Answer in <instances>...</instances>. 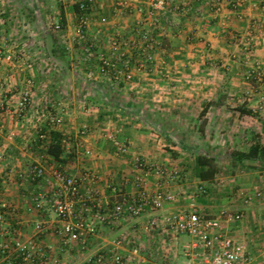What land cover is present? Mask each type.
Returning <instances> with one entry per match:
<instances>
[{"label": "crops", "instance_id": "0c3cea01", "mask_svg": "<svg viewBox=\"0 0 264 264\" xmlns=\"http://www.w3.org/2000/svg\"><path fill=\"white\" fill-rule=\"evenodd\" d=\"M79 1L0 0V23L5 22L0 26V94L5 105V109L0 111V213L3 216L0 264H70L72 260L75 264H116V258L124 264H191L193 259L185 255V245L170 237L171 233L162 221L157 219L154 227L150 225L160 217L159 214L135 221L139 232H153L152 235L119 236L127 229L125 221L128 218L108 219L114 199L106 187L113 182L121 185L127 195H135L137 191L132 178L136 159L146 164L143 191L150 193L160 184L161 189L171 190L182 197L179 204H168L162 215L185 206L187 195L204 186L207 197L198 198L196 206L207 217L214 216L218 210L243 214L242 221L224 226L226 233L245 247L249 258L241 264H264V161L232 164L228 156L227 168L217 166V173L210 181L203 182L194 174L187 176L180 166L183 159L174 151L177 147L163 143L157 131L149 126L144 108H125L119 98L113 99L109 96L111 92L103 90L107 83L98 79L91 81L92 85H87L90 89H83L81 93L70 86L78 82L77 79L53 82L54 86L69 83L67 88H59H69L65 102L74 103L64 124L44 128L45 115L52 114L54 110L49 106V89L52 86L48 87V83L52 81L38 79L35 70H28L30 77L21 71L32 65L36 70L43 66L58 67L65 71V76L71 70H76L77 75L81 73L80 48L75 34ZM123 1L96 2L91 12V29L102 31L98 51L110 55V41L115 36L121 43L128 40L139 42L141 20L146 19V28L153 31L156 38L149 71L162 59L169 66L167 77L162 76L167 80L146 79L144 72L136 76L128 88L137 89L133 93L139 92L140 97L132 98L145 102L165 99L168 96L165 87L177 85L179 80H183L180 78L187 76L189 80L183 81L195 88L189 86L190 91H183L179 97L201 98L207 102L203 125L207 132L218 129L237 132L239 136L235 138L239 139L235 142L242 141L243 144H238L243 148L235 147V151H247L254 144L264 147V105L261 103L264 92L228 86L233 85V79L264 80V0H213V6L219 5L217 12L203 0H188L193 7V12L188 14H177L173 10L176 4L185 0H168L167 9L161 16L150 12L147 0L131 2L127 8H117ZM15 4L19 10L16 9V14ZM41 4L48 5L45 12L37 7ZM21 10L30 17L28 20L53 21L59 27L56 34L58 49L63 50L62 57L53 54L52 60L47 62L39 57L41 52L51 51L45 45H15V36L39 33L38 29L30 28L29 23L19 25L23 24L25 16ZM42 29L39 34L52 32L50 28ZM63 41L69 42L67 51ZM135 61L134 56L132 67ZM91 66L93 68L95 64ZM27 80L32 83L29 90L33 99L22 118L15 114V107L20 93L27 88ZM122 85L123 82H119V87L112 89V93L115 95L124 89ZM228 101H236L239 106L230 109ZM241 110L249 113L243 114ZM82 130H86V135L78 138L77 133ZM37 131L48 132L51 139L53 134L70 138L69 146L60 156L62 162L48 153L49 143L40 147L38 142L27 145L23 141L24 134L34 137ZM110 133L128 144L126 155L116 153L107 139ZM211 157L215 158V163L222 160L219 154ZM258 163L261 166L257 167ZM33 165L44 170L43 179L31 180L28 173ZM153 167L166 172L176 171L179 178L165 185V180H158L152 173ZM55 171L78 180L79 197L73 210H85L81 232L86 235L77 241L68 240L66 245L59 231L68 225L76 227L79 219L74 211L64 220L56 214L52 206L53 193L61 189L62 181L53 176ZM97 213L106 218L103 223L98 220ZM104 227L109 228V233H103ZM15 241H19L24 249L22 254L15 251ZM4 245H8L7 250Z\"/></svg>", "mask_w": 264, "mask_h": 264}, {"label": "built area", "instance_id": "2783aa9c", "mask_svg": "<svg viewBox=\"0 0 264 264\" xmlns=\"http://www.w3.org/2000/svg\"><path fill=\"white\" fill-rule=\"evenodd\" d=\"M97 1L98 0H83L84 3L80 4V13L76 18V44L77 47L80 48L79 65H84V67H86L84 71L86 78L92 80L123 79L124 81H130L134 77L133 71L131 70V59L134 56L137 62L135 61V66L133 68L138 72H144L146 74L149 70V64L152 63V54L154 53L156 45L155 33L146 28V25H148L146 19L141 20L140 26L141 31L139 37L142 40V45L135 44L136 42L131 40L121 43L119 42L120 39H118V36H115L110 41V55L103 54L98 51L102 31L100 29H91V12ZM137 1L138 0H125L120 2L117 8H127L129 3ZM203 1L204 4L213 6L211 3L212 0ZM167 2L168 0H147L150 12L159 16L166 11L168 6ZM218 8L219 5L217 4L213 6L216 12ZM173 10L177 14H188L193 12V7L188 4V0H185L183 3L176 4ZM137 11L139 13L142 12V10ZM4 23H0V26ZM55 26L59 28L56 24ZM63 45L66 46L67 51V49H69L67 42L63 41ZM91 64H95V66L92 68ZM31 67L33 66L29 65L27 68ZM84 67H79V72L83 73ZM156 67L158 71H162L164 68L166 69L167 63L162 59L157 63ZM31 85V81L27 80V88L20 93L15 107V114L18 117L23 118L32 104L33 98L29 90ZM1 96L0 94V111L5 109ZM83 103L84 102L81 101V104ZM49 106L54 110L52 114L45 115L46 121L44 128L51 129L64 124L66 118L70 116L69 108L71 104L65 101L53 100L49 102ZM85 135L86 130L77 133L78 138H83ZM22 139L27 145H34L35 142H38L40 147H45L48 143L49 145L51 143L48 132L37 131L34 137L24 134ZM107 139L113 144L118 155H126L128 153V144L119 141L117 135L110 133L107 135ZM69 142V137L61 136L59 139V144L63 153L69 146ZM145 167L146 164L140 159H136L133 163L134 175L132 178V185L137 191L133 196L123 192L121 185H117L113 182L107 185L106 188L111 192L114 199L112 210L108 213V219H119L121 217L137 219L145 216L154 217L159 214L160 217L158 216V218L150 222V225L154 227L158 221H162L169 233L189 237L190 242L185 245L184 253L187 257L193 259L191 264H241L248 261L249 257L247 256L248 254L246 253L245 247L228 236L224 228V226H232L242 221L243 214L218 210L214 216L207 217L203 214V211L196 206V200L198 198L207 197L206 187L200 186L195 193L187 195L186 199L188 202L185 206L176 208L174 212L168 215H162L164 208L168 204H179L182 197L171 190L161 189L160 184H157L154 191L150 193L143 191L142 186L147 176V172L144 170ZM152 173L158 180H165V185L179 178L178 172H166L160 167H153ZM28 174L32 181L41 180L45 175L44 170L38 165L29 167ZM53 176L62 181V187L53 193L52 206L58 217L64 220L68 216L73 215L74 202L78 200L79 197V182L73 177L64 176L60 171H55ZM74 212L79 219L76 227L74 225H68L63 227L62 231H59V236L63 238L64 245H66V241L68 240L77 241L80 240L83 235H86L81 232L84 228L82 218L85 210L80 209ZM97 218L101 223L106 220V218L99 213H97ZM2 222L3 216L0 213V224ZM39 228L40 227H37V230H40ZM3 248L7 250L8 245H4ZM15 251L18 254L19 252L22 254L24 251L19 241H15ZM98 262H101V259H99ZM115 262L116 264H124L119 258H116Z\"/></svg>", "mask_w": 264, "mask_h": 264}, {"label": "rangeland", "instance_id": "374dc122", "mask_svg": "<svg viewBox=\"0 0 264 264\" xmlns=\"http://www.w3.org/2000/svg\"><path fill=\"white\" fill-rule=\"evenodd\" d=\"M37 7L41 10V12H45L46 9L48 8V5L41 4V5H38ZM16 9L18 10V7L15 4V14L17 13ZM22 13L24 15L26 14V12H23V11ZM28 18L30 17H27L25 15L21 22L23 24H19V25L25 26L27 25L26 23H29L30 28L32 27L35 30L38 29L39 33L42 32L43 30L42 28H46V29L50 28L52 32L51 34H48V35L36 33V35L34 36L33 35L31 36L24 35V36H18V37L15 36V45L17 44L21 45V43L22 44L33 43L34 45L36 44L37 46H40V47H43L45 45L46 47H48L47 49L51 51L50 52L43 51L39 54L40 55L39 57L40 59H45L47 62L52 60L53 54H55V57H59V58L62 57L63 50L60 51L61 49L60 50L58 49L59 42L57 40V34H56V32L58 31V28L54 25L53 21L45 22L43 19L28 20ZM29 39H31V41H28ZM68 43L69 42L67 41V44ZM135 44L142 45V40L140 39L139 42H136ZM65 56L67 55L65 54ZM81 66L84 67V65H81ZM168 67L169 66H167L166 69L164 68L162 71H158L157 67H154L150 71L148 70V72L145 74L147 75L145 76V78L146 79H165L167 80L166 74L168 73L167 71ZM33 68L34 67L24 68L23 69L24 71H21V72H25V74L30 77V73H28V70H32V71L35 70V72H37L36 77L38 76V79H43V80L48 79L52 81L51 83H48V87H50V85L52 86V88L49 89V95H50L49 99L51 102L53 100L56 101L57 99H61V102L65 101V99L67 98L66 94H68V91H69L68 90L69 88L66 89L69 86V83H65V84L62 83L61 84L62 86H59V85L54 86L53 82L57 81V79H72V80L77 79L78 82H74V83L71 82L73 85H70V86L73 87V89H76L79 93H81L83 89L85 91L89 90L90 87H87V85L88 86L92 85L91 81L93 80L87 79L84 74L86 67L83 68V73H80L81 75L80 74L77 75V72L75 74L76 70L74 71L71 70L67 76H65L66 75L65 71H63V69L58 68V67L45 68L43 66L41 68L37 67V70ZM131 70L133 71V76H134L133 79H135L136 76H139L142 73V72L136 71L133 67L131 68ZM186 73H188V71H186ZM164 75L166 76L165 78L162 77ZM133 79H131L130 81H124L123 79H98V80H101L107 83V88L105 89V91L109 90V92H111L109 94L111 98L113 99L119 98L120 103L124 105L125 108H128V107L135 108V106L140 107L142 109L144 108L145 113H146L145 118L148 121L149 126H152L157 131L156 134L162 138L163 143L166 144L168 147L169 146L177 147L175 148L176 150L174 151L178 153L177 155H179L181 159H183L182 161L184 162H182L180 166L184 168L185 172L187 173V176H191L194 174L196 157L201 156V155L217 156L219 154V157H221L222 160L217 161V163H215L216 167L218 166L223 169L227 168V165L229 164H227L226 158L228 156L230 157V155L233 152H235L234 150L235 147L238 149L241 146L239 144H243V143L242 141L235 142L236 139H239V137L235 138L236 136H239L237 132H228L227 129H225L224 131H220L218 129L217 131L212 132V133L207 132V130L203 127L204 121H205V114L207 113V109H208V106H206L207 102H204V100H202L201 98H197V99L193 98V100H190L191 98H188V97H184V96L179 97V95H182L181 93L183 91L184 92H187V90L190 91L189 86L192 88H195L193 84L185 83L186 80H189L187 79V76H185V78H180L185 81L179 80L177 85L173 84V85H170L169 87H165V89L167 88V90L169 91L165 93L168 95L167 97H165V99L164 98L161 100L157 99L155 101L149 100L148 102L141 101V100L138 101L132 98V97H135V98L140 97L139 92L133 93L137 89L132 88V90H129L128 88L133 83ZM119 82L121 83L123 82L122 88L124 87V89L120 88L121 90L119 92H115V95H114L112 93V89L116 90V88L119 87ZM232 82H233V85L229 84L228 85L229 88L242 87L243 89L244 87L245 88L247 87L246 89L250 91L257 90L260 92H264V80L260 82V80L258 79H242V80L233 79ZM59 87H66V88L64 90V88L60 89ZM159 93L161 94L162 92H159ZM128 97L131 98L129 101H127V99H129ZM130 102H132V104L131 106H128V103ZM73 103L74 102H72V104ZM261 103L262 105H264V101H261ZM237 105L239 106V103H237L236 101H228L227 106L229 108L231 107L230 109H235ZM241 148H243V146H241ZM258 166H261V164L258 163L257 167ZM127 218L128 219L125 222L128 224L127 225L128 227L123 232H120L118 234L119 236L154 234L153 232L145 231L144 233L143 232L141 233L138 231V229L136 228L138 224L135 221L139 218L137 219L131 218V217H127ZM108 230L109 228L104 227L103 233H107ZM171 236L177 239L179 243L183 246L187 245L190 242V238L184 235H176L174 233H171L170 237ZM136 246H139V244H136ZM69 263L75 264V260H72L71 262L69 261Z\"/></svg>", "mask_w": 264, "mask_h": 264}, {"label": "trees", "instance_id": "16d2710c", "mask_svg": "<svg viewBox=\"0 0 264 264\" xmlns=\"http://www.w3.org/2000/svg\"><path fill=\"white\" fill-rule=\"evenodd\" d=\"M84 3L83 0L79 1L76 12L79 15V6ZM61 25V24H60ZM98 87V85L96 86ZM107 87H103L105 90ZM109 91V90H108ZM243 114L249 113V111L241 110ZM61 137L58 134H53L51 143L48 148V153L51 154L58 162H62L60 156L63 150L60 147L59 139ZM232 164H240L245 161L250 162H263L264 161V147L259 144H254L247 151H235L230 157ZM217 173V167L215 165V158L209 155H201L196 157V164L194 169V175L199 178V180L205 182L212 180Z\"/></svg>", "mask_w": 264, "mask_h": 264}]
</instances>
